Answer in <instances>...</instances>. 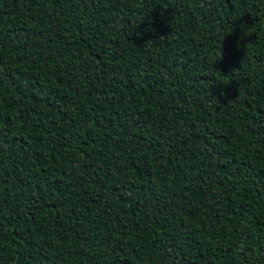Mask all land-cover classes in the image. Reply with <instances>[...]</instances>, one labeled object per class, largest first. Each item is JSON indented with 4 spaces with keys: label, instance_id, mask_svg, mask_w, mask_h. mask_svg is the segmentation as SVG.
I'll use <instances>...</instances> for the list:
<instances>
[{
    "label": "trees",
    "instance_id": "1",
    "mask_svg": "<svg viewBox=\"0 0 264 264\" xmlns=\"http://www.w3.org/2000/svg\"><path fill=\"white\" fill-rule=\"evenodd\" d=\"M0 264H264V0H0Z\"/></svg>",
    "mask_w": 264,
    "mask_h": 264
}]
</instances>
